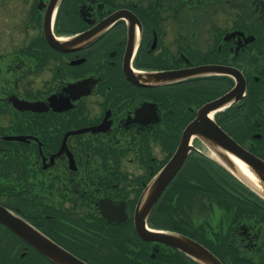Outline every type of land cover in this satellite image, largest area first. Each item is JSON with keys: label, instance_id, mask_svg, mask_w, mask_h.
<instances>
[{"label": "flooded vegetation", "instance_id": "af4514ba", "mask_svg": "<svg viewBox=\"0 0 264 264\" xmlns=\"http://www.w3.org/2000/svg\"><path fill=\"white\" fill-rule=\"evenodd\" d=\"M252 159L264 0H0V264H264Z\"/></svg>", "mask_w": 264, "mask_h": 264}, {"label": "water", "instance_id": "95a60500", "mask_svg": "<svg viewBox=\"0 0 264 264\" xmlns=\"http://www.w3.org/2000/svg\"><path fill=\"white\" fill-rule=\"evenodd\" d=\"M19 107L29 108L30 105L28 103H20ZM176 163H177V159L174 158L168 164V166H166L163 169L162 175L157 177L154 180V182L150 184L147 194L143 197L144 205H146V207L148 206V204H150L153 201L154 197L160 193L161 189L166 186V184L169 182L171 177L175 174V172L178 169ZM250 165L252 166V170L255 173V175H257L259 182L261 183L260 185L264 191V164L258 161L257 159H252ZM172 240H174L175 245L178 248L182 249L189 256L195 258L201 264H218V262L212 255L206 252L200 245H198L194 241L176 235L172 236Z\"/></svg>", "mask_w": 264, "mask_h": 264}, {"label": "bare ground", "instance_id": "6f19581e", "mask_svg": "<svg viewBox=\"0 0 264 264\" xmlns=\"http://www.w3.org/2000/svg\"><path fill=\"white\" fill-rule=\"evenodd\" d=\"M241 169H242V171H243L244 175H246V176H250V174L247 172V170H246V169H244V168H241Z\"/></svg>", "mask_w": 264, "mask_h": 264}]
</instances>
